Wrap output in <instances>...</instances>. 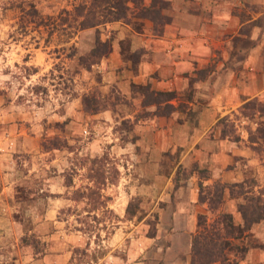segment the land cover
Segmentation results:
<instances>
[{
  "label": "crops",
  "instance_id": "obj_1",
  "mask_svg": "<svg viewBox=\"0 0 264 264\" xmlns=\"http://www.w3.org/2000/svg\"><path fill=\"white\" fill-rule=\"evenodd\" d=\"M160 1L166 19L161 25L131 18L75 33L76 40L88 38V50L97 39L107 52L91 65L100 76L104 108L95 114L81 110L78 127L70 119V137L91 129L95 142L109 127L127 125L117 133L130 142L113 149L131 157L132 194L145 205L137 222L133 217L129 228L115 227L107 241L102 238L104 250L93 264H191L199 223L228 215L232 233L238 232L242 199L231 189L244 185L249 173L257 188L264 186L257 143L237 126L233 140L217 124L233 123L252 100L264 107V0ZM149 4L140 1L141 7ZM146 94L166 98L156 104L145 101ZM67 103L81 108L77 99ZM165 106L169 111L161 114ZM76 112L65 118L75 120ZM20 120L15 114L0 117V264H74L71 251L82 237L63 230L59 215L71 205L62 194L74 181L64 184L61 173L73 152H42L39 133ZM217 185L220 200L211 208L208 199ZM240 235L227 241L230 256L240 249L238 264H264V217Z\"/></svg>",
  "mask_w": 264,
  "mask_h": 264
},
{
  "label": "rangeland",
  "instance_id": "obj_2",
  "mask_svg": "<svg viewBox=\"0 0 264 264\" xmlns=\"http://www.w3.org/2000/svg\"><path fill=\"white\" fill-rule=\"evenodd\" d=\"M81 1L86 0H0V117L15 114L23 119L20 122L25 124L27 131L39 133L42 152L52 156L73 152V159L61 173L64 184L71 186L74 181V188L68 189L69 194H62L71 205H63L59 215L63 219V230L79 232L83 239L72 248L70 259L74 264H93L104 250L102 238L107 241L115 227H122L123 231L129 228L128 222L133 217L137 222L145 205L141 208V200L132 194L135 191L131 157L113 149L114 145L120 147L130 142L125 135L117 133L127 129V125L109 127L111 134L95 142L91 129L70 137L67 128L71 120L73 127L80 126V117L85 116L81 111L83 101L101 103L97 88L101 87L100 76L92 71L93 64L86 69L87 63H81L91 51L88 50L89 40H76L73 30L67 28L72 23L66 14L71 13L73 4ZM61 11L67 13L64 15ZM63 18L66 21L61 22ZM114 95L111 90L110 97L114 99ZM72 99L79 100L81 108H69L67 102ZM254 109L250 105L238 110L233 115V123L222 126L231 130L233 136H236L235 126L242 128L248 138L249 132L264 129V124L258 123L259 115L251 114ZM71 110L80 112L72 116L75 120L65 118ZM256 143L254 151L264 159V142L257 140ZM85 147H88L87 152L80 154ZM243 184L232 189V195L242 199V203L258 194L264 199V186L257 188L259 184L250 173ZM88 190L96 193L95 201L84 195ZM239 190L247 194H237ZM259 210L263 218L264 205H259ZM152 222L149 220L150 226ZM212 222L206 224L204 221L203 225L207 227ZM232 235L237 237L233 239L241 236L237 231ZM239 250L235 257L241 255ZM224 253L226 260L235 258L227 248Z\"/></svg>",
  "mask_w": 264,
  "mask_h": 264
},
{
  "label": "trees",
  "instance_id": "obj_3",
  "mask_svg": "<svg viewBox=\"0 0 264 264\" xmlns=\"http://www.w3.org/2000/svg\"><path fill=\"white\" fill-rule=\"evenodd\" d=\"M140 1L141 0H86L73 4L71 13L65 11H61V13L64 15L67 13L66 15L69 16V21L72 24L67 28L73 30L72 34H75L76 31L95 28L99 25L113 21L128 23L131 18L150 20L155 26L161 25L166 21V19L160 15V8L163 4L160 0H150V4L147 7H141ZM130 4L132 5V8L129 6ZM33 16L35 15L33 14ZM64 21H66V19H61V22ZM106 52L107 45L105 43H100L96 39L94 48L88 52V54L82 59L83 62L81 63H84L85 61L87 63L85 67L87 69L91 64L97 63L101 56H104ZM165 98L166 97L160 94H156L155 96L152 94L145 95V101L156 104L160 103ZM83 104L82 110L87 114L98 112L104 108L102 103L98 100L91 101L89 104H86V102L83 101ZM250 105L255 107V109L251 111V114L256 111L264 113V107L257 104L254 100L244 105L242 109H246ZM168 111L169 108L165 106L162 109L161 114H166ZM223 123L225 122L222 119L217 124L222 125ZM228 133H232V131L229 130ZM232 138L233 140H237L235 136ZM263 138L264 129H255L253 133L249 132L247 140L249 142H256ZM101 174L102 172L100 173L99 178H101ZM217 187L218 188L214 189L212 196L208 199V204L211 208L215 207L214 204L220 200L221 190L220 186L217 185ZM231 191L233 190L231 189ZM86 192L87 193L84 195L92 197V200L95 201V196H97L96 193L93 190H88ZM231 193L233 194V192ZM237 194L245 195L247 193L243 190H239ZM261 204L264 205V199H261L258 194L246 198L242 204L237 205V210L242 220V227L238 229L239 236L242 232L247 231L254 223H257L262 218L259 210V205ZM131 215L132 214L130 213L129 216ZM203 224L204 220L199 223L200 231L191 241V264H238L241 255L232 260H226L224 253L228 246L226 239L229 237L237 238L232 235L230 217L221 214L211 223L210 226L205 227ZM31 241L33 240L31 239Z\"/></svg>",
  "mask_w": 264,
  "mask_h": 264
}]
</instances>
